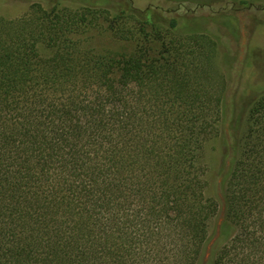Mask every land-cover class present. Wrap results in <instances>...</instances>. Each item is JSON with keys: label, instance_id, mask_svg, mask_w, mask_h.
Segmentation results:
<instances>
[{"label": "trees", "instance_id": "16d2710c", "mask_svg": "<svg viewBox=\"0 0 264 264\" xmlns=\"http://www.w3.org/2000/svg\"><path fill=\"white\" fill-rule=\"evenodd\" d=\"M152 1L0 17V264H264V94L230 143L220 206L203 157L221 133L222 80L199 99L153 50L95 36L123 38L130 16L148 33L166 14L167 33L214 53L210 32ZM110 3L106 24L96 12Z\"/></svg>", "mask_w": 264, "mask_h": 264}, {"label": "rangeland", "instance_id": "374dc122", "mask_svg": "<svg viewBox=\"0 0 264 264\" xmlns=\"http://www.w3.org/2000/svg\"><path fill=\"white\" fill-rule=\"evenodd\" d=\"M133 1L138 7L149 3L148 0ZM244 1L245 4L240 0L152 1L153 5L162 8L178 7L176 14L191 19L192 27L210 32L217 38L218 45L212 54L204 52L201 48L203 46L201 39L192 40L187 36L167 33L164 30L168 18L165 17L166 14L156 18L153 29L148 33H133L138 24L132 26L130 20L135 18L130 16L125 17L128 21L125 24L123 38H114L108 32L95 35L100 44L107 43L108 47H117L123 53L130 52L133 43L137 42L144 50V58L153 50L152 57L167 62L165 67L184 69L181 70L182 73L180 72L184 77L183 83L191 89H196L199 99L205 94L208 100L211 99L215 95L217 80H222L224 90L221 101L223 106L221 133L220 137L210 139L203 157L208 165L206 194L218 199L220 206L223 198L220 183L229 166L230 143L232 140L238 142L243 129H246L251 101L264 94V0ZM82 2L86 0H0V17L8 20L17 19L32 12L34 6L45 11L57 7L79 11ZM108 5L107 11L96 12L99 13L97 15H100V20L106 24L119 9L116 3ZM136 19H139L138 16ZM169 40H172L171 45ZM184 47L196 55L195 62L199 63L197 67L190 64L192 56L182 52ZM167 51L169 53H166ZM191 84L196 88L191 87Z\"/></svg>", "mask_w": 264, "mask_h": 264}]
</instances>
